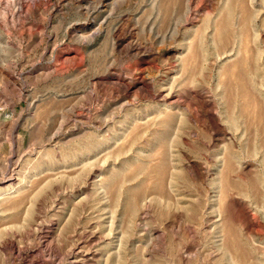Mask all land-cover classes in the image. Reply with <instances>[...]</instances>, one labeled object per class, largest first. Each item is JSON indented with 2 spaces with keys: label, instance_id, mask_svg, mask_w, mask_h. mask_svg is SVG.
I'll list each match as a JSON object with an SVG mask.
<instances>
[{
  "label": "rangeland",
  "instance_id": "1",
  "mask_svg": "<svg viewBox=\"0 0 264 264\" xmlns=\"http://www.w3.org/2000/svg\"><path fill=\"white\" fill-rule=\"evenodd\" d=\"M0 264H264V0H0Z\"/></svg>",
  "mask_w": 264,
  "mask_h": 264
},
{
  "label": "bare ground",
  "instance_id": "2",
  "mask_svg": "<svg viewBox=\"0 0 264 264\" xmlns=\"http://www.w3.org/2000/svg\"><path fill=\"white\" fill-rule=\"evenodd\" d=\"M257 118H258V117H257ZM258 120H259V119H258ZM260 121H261V119H260ZM231 159H232V158H231ZM227 170H228V169H227ZM227 182H228V181H227ZM228 235H229V234H228ZM239 247H240V246H239ZM242 253H243V252H242ZM242 253H241V254H242Z\"/></svg>",
  "mask_w": 264,
  "mask_h": 264
}]
</instances>
